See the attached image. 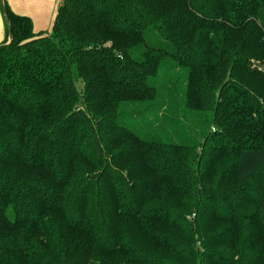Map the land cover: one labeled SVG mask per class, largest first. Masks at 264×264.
<instances>
[{
  "label": "trees",
  "instance_id": "trees-1",
  "mask_svg": "<svg viewBox=\"0 0 264 264\" xmlns=\"http://www.w3.org/2000/svg\"><path fill=\"white\" fill-rule=\"evenodd\" d=\"M4 5L0 264H264V0Z\"/></svg>",
  "mask_w": 264,
  "mask_h": 264
},
{
  "label": "crops",
  "instance_id": "crops-1",
  "mask_svg": "<svg viewBox=\"0 0 264 264\" xmlns=\"http://www.w3.org/2000/svg\"><path fill=\"white\" fill-rule=\"evenodd\" d=\"M12 11L29 17L36 32H48L52 29L58 8L63 0H4ZM7 22L0 0V44L7 35Z\"/></svg>",
  "mask_w": 264,
  "mask_h": 264
},
{
  "label": "water",
  "instance_id": "water-1",
  "mask_svg": "<svg viewBox=\"0 0 264 264\" xmlns=\"http://www.w3.org/2000/svg\"><path fill=\"white\" fill-rule=\"evenodd\" d=\"M1 3H2V8H3L4 15H5V19H6V22H7V25H8V29H9V42H10L13 39L11 23L9 22V18H8L6 9H5L4 0H1Z\"/></svg>",
  "mask_w": 264,
  "mask_h": 264
}]
</instances>
